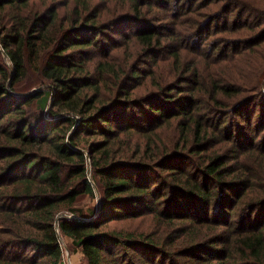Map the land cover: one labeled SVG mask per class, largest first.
I'll return each instance as SVG.
<instances>
[{
    "label": "trees",
    "instance_id": "obj_1",
    "mask_svg": "<svg viewBox=\"0 0 264 264\" xmlns=\"http://www.w3.org/2000/svg\"><path fill=\"white\" fill-rule=\"evenodd\" d=\"M263 21L0 0V264H264Z\"/></svg>",
    "mask_w": 264,
    "mask_h": 264
},
{
    "label": "rangeland",
    "instance_id": "obj_2",
    "mask_svg": "<svg viewBox=\"0 0 264 264\" xmlns=\"http://www.w3.org/2000/svg\"><path fill=\"white\" fill-rule=\"evenodd\" d=\"M247 16V15H246ZM243 21H245V19H243ZM255 21L254 17H250L249 18V22ZM222 21H220L219 23L215 22L213 23V28L211 29V31H209L208 34H206L205 36H208V38H212L214 36H221V34H225L223 32H219V31H215L216 27L220 26L222 23ZM264 24V21H263ZM214 32V33H213ZM131 34V30L130 29H126L124 35H128L130 36ZM124 39H122V37H118V41L123 42ZM251 79V76H248ZM254 122V120H253ZM149 218H146V221ZM68 240H63L61 241V245H65V247H62V252L64 254V261L65 263L68 262L67 264H85L83 258L81 257V255L75 250L73 249L70 244L68 243Z\"/></svg>",
    "mask_w": 264,
    "mask_h": 264
},
{
    "label": "built area",
    "instance_id": "obj_3",
    "mask_svg": "<svg viewBox=\"0 0 264 264\" xmlns=\"http://www.w3.org/2000/svg\"><path fill=\"white\" fill-rule=\"evenodd\" d=\"M61 253H62L61 256H62L63 264H67L68 262L65 263V261H64V254H63V252H61Z\"/></svg>",
    "mask_w": 264,
    "mask_h": 264
}]
</instances>
